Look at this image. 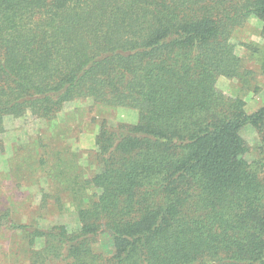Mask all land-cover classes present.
I'll return each instance as SVG.
<instances>
[{
    "label": "trees",
    "instance_id": "trees-1",
    "mask_svg": "<svg viewBox=\"0 0 264 264\" xmlns=\"http://www.w3.org/2000/svg\"><path fill=\"white\" fill-rule=\"evenodd\" d=\"M252 20L263 43L234 35ZM222 76L264 78V0H0V148L10 127L54 123L78 100L139 112L94 118L91 148L71 130L18 159L15 188L37 169L62 180L40 208L67 190L78 220L46 228L7 211L24 240L13 264H264V105L248 112Z\"/></svg>",
    "mask_w": 264,
    "mask_h": 264
},
{
    "label": "rangeland",
    "instance_id": "rangeland-1",
    "mask_svg": "<svg viewBox=\"0 0 264 264\" xmlns=\"http://www.w3.org/2000/svg\"><path fill=\"white\" fill-rule=\"evenodd\" d=\"M261 28V22L252 20L243 27L238 28L234 35L241 41L263 43L260 36ZM244 57L247 68L259 71L260 66L253 59V55L249 56L248 54ZM249 77L251 78V76ZM218 87L227 94L243 96L248 112H253L264 105L263 76L251 79L248 86L237 78L222 76L218 80ZM92 103L91 100L76 101L71 108L60 113L54 123L40 120L33 125L32 123L18 124L7 130L2 145L3 148H0V217L10 211L12 217L21 223L38 221L46 228L57 223L75 224L77 222L76 210L72 205L73 195L67 190L60 194L63 206L56 205L53 201L48 208H40L41 190L45 189L48 191L47 189L50 186L64 187L65 184L62 180L54 177L52 181H49L41 173V170L37 169L32 170L34 172L30 174L31 176L27 179H22L21 185L15 188V177L11 169L17 170L20 166H24L18 160L20 157L23 159L30 154L36 158L35 149L40 143L39 137H53L52 135L55 134L62 138L66 137L69 131L74 130L68 141L73 144L75 149L82 150L93 146L94 134L99 126L94 122V118H96L97 122L106 119L111 125L121 122L132 124L138 121L139 112L137 109L128 107L105 108ZM242 134L251 146L256 145L258 134L253 126H246ZM86 155L87 153L83 152L82 157H86ZM83 177L80 178L79 183H82ZM49 182L51 183L50 186ZM88 193L91 192L88 191ZM38 215H40V219L36 220L35 217ZM2 223L3 221L0 219V259L2 261L0 264H13L16 256L13 257L11 252L14 248H18L19 245H24V240L21 232L6 228ZM110 245L109 236L102 234L97 243L98 250L106 251L105 246L110 247Z\"/></svg>",
    "mask_w": 264,
    "mask_h": 264
}]
</instances>
